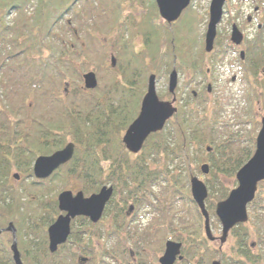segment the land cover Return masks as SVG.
I'll return each mask as SVG.
<instances>
[{
  "label": "trees",
  "instance_id": "trees-1",
  "mask_svg": "<svg viewBox=\"0 0 264 264\" xmlns=\"http://www.w3.org/2000/svg\"><path fill=\"white\" fill-rule=\"evenodd\" d=\"M75 1L0 0V10L3 13L23 9V6L35 2L31 15L21 18L19 22L16 21L17 24L13 26L18 39L14 40V45L11 41L12 50L6 53L0 51V113H4V121L0 123V134L3 136H0V146L7 150L0 152V159L1 162L8 163L5 165L7 170L10 171L14 167L26 171V177H29L36 156L50 154L68 141H73L76 146L72 158L58 167L47 180L64 182L72 179L86 195L98 191L104 184H111L114 191L104 214L109 215L111 208H114V212L108 219V227L102 219L99 221L105 228L98 227V222L91 223L86 217H75L71 221V232L67 241L55 252H50L46 228L59 214L55 195L54 201L37 200V207L32 208L33 210L41 208L46 214L41 215L39 224L34 222V214L32 215L30 210L24 211L21 208L22 202L17 200L14 210L9 215L1 212L0 226L9 222L14 225L17 247L25 264H87L88 261L95 259V256L92 255L90 258L86 256L87 260L82 262L78 258L81 257L79 250L84 252L85 244L95 239L103 243L105 239H115L120 248L125 250L128 248L126 238L131 235L124 209L132 202L134 211L139 209V206L145 203L143 196H148L146 205L150 204L148 193L150 187L165 183V194L170 199L178 197L192 202L189 191L183 195L181 185L182 180L188 182L190 160L202 155L193 157L192 149L207 142L213 144L208 155L204 156L210 161V170L216 178L220 174L234 176L254 151L252 135L245 138L247 142L240 145V150L234 151V144L239 139L232 138L230 134L226 137L221 134L215 118L216 108L212 112L209 108L208 113L206 94L201 86V91L195 96L189 93L187 98L178 100L179 104L172 119L162 130L150 134L138 153L127 152L121 136L137 115L146 89L147 74L156 70V75L159 76L161 71L167 72L168 66L172 63V68L191 71L194 76L199 77L206 72L203 69L205 61L202 58L200 64V61L182 53L180 45L185 38L183 33L191 30L187 27L191 24H186L185 27L182 25L185 12L177 22L175 21L180 25L171 29L174 22L159 21L162 19L158 18L153 0L149 7L151 17L136 22L133 18H131L133 22L128 19L134 13L133 8L128 7L129 12L123 11L125 3L117 2L115 5L111 4L109 10L111 18L104 19V22L117 26L120 32L121 41L115 49L118 62L114 67L111 65L104 67L109 73L107 82L98 81L95 89L86 90L82 86V72L77 68L86 57L84 48L80 44L66 45L61 39L54 41L55 35L52 31V25L72 10ZM115 14L120 16L116 22L110 23ZM131 24L134 25L129 26ZM135 25H138L137 29L134 28ZM9 28L12 27L6 26L2 30ZM124 31L127 32V36ZM136 32L141 37L138 48L134 41ZM260 44H264L263 37ZM44 49L49 52L47 55L45 53L42 55ZM253 50L254 56H257V65L264 66V46L259 45ZM221 52L222 48L216 36L210 64L214 65L221 59ZM249 66V70L254 71V66ZM72 75L74 78H71ZM247 75L248 71L244 75V80L249 83L248 88L252 90L254 86L250 84ZM75 78L79 84H75ZM259 87L264 91V83L259 84ZM91 92H96L97 96H91L93 94ZM262 95L264 96V93ZM258 96L260 95L256 93V101L258 100L264 109V97ZM16 97L18 103H14L15 108L12 109ZM247 99L252 106L254 98L249 96ZM213 100V104L220 103L217 99ZM220 105L222 106V103ZM8 112L16 115L13 120ZM73 132L76 134H72ZM43 183L44 181L35 178L31 180V185L38 189L44 187ZM66 188L71 189L70 186H63V189ZM226 189L214 193L210 190L205 200L210 223L215 228H218V220L214 213V201L225 198L228 194ZM248 208V224L239 223L229 231L233 238L229 253L220 250L222 246L217 250L223 264H263L264 180L259 183ZM194 209L200 216L195 204ZM32 223L35 226L37 224L39 236L25 238L24 232L26 235L32 231ZM189 238L193 248L191 258L184 256L178 264H202L198 258L200 255L208 258L205 264H210L211 259L209 260L206 254L211 250L210 242H205L200 235H191ZM250 238L252 240L249 242ZM11 240L10 232L0 233V251L3 258L11 259L8 245V241ZM254 245L257 249L253 247ZM260 245L263 246L262 249ZM141 246L134 244L137 253L134 264H156L155 260L143 258L144 251ZM96 253L114 258L112 253L102 247L96 250ZM193 257L199 260L195 262ZM213 257L214 255L212 259Z\"/></svg>",
  "mask_w": 264,
  "mask_h": 264
},
{
  "label": "rangeland",
  "instance_id": "rangeland-1",
  "mask_svg": "<svg viewBox=\"0 0 264 264\" xmlns=\"http://www.w3.org/2000/svg\"><path fill=\"white\" fill-rule=\"evenodd\" d=\"M151 1L152 0H76L72 5V10L65 13L59 22L52 25V31L55 35L54 41L61 39L66 45H71L73 43L80 44L85 50L86 57L83 58V63H76L78 64L77 68L81 70L82 73L88 70L94 71L99 83H105L108 81L107 77L109 73L105 71L104 67L107 68L110 66L112 55L115 56L117 64L118 57L115 49L121 41L118 27L115 25H107V23L104 22V19L111 18V16H109L111 15L109 12L111 9L110 7L117 2H120L121 4L125 3L123 11L125 10L126 12H129L130 8L128 7H132L133 9H131L134 13L128 17V19L133 22L131 19L133 18L134 22H136L151 17L149 16L151 14V10L149 9ZM210 1L211 0H191L188 10H184L185 13L183 12L184 16L182 17V25L185 27L186 24H191V26H187L188 29L191 30L183 33L185 34L183 35L185 38H183L184 40H182L180 46H182L183 55L190 56L191 59L193 58L196 61H200L202 58L204 59L205 62L203 64V69L208 71L204 73L206 80L204 77L203 80H205V82L202 86L207 98L206 105L208 113L209 108H211V112L216 108L215 118L217 124L220 126L221 134L223 136L225 135V137L227 134H230L232 138H238L239 140H236L234 144V151H238L240 150V145L247 142V139H245L247 136L252 135L253 138L256 136L260 125V118L261 116H264V109H262L261 103H258V100L256 101L255 98L256 93L257 95L264 97L262 95L264 91L259 87V84L262 85L264 83V66H258L257 57H253V53H255L253 48L258 47L259 45L264 46V44H260V40L262 37L264 38V0H226L224 4V15L217 26L216 36L218 44L221 45L222 49L228 51V44L230 43V27L232 23H235L243 34V40L240 47H242V49L247 47L251 56H244V59H240L238 56L225 53V55H222L221 59H219L214 65L210 64L209 61L211 53H205L204 51V34L209 17L208 11ZM129 2L132 4L130 5ZM23 7V9L10 10L6 13H3V11L1 12L0 10V51L3 53L11 51V41H13L14 45V40L18 39L13 31L14 24H17L21 18H26L31 15V12L35 7V2H31ZM89 13H92L91 16L88 15ZM119 16L120 15L115 14L113 16L114 19L110 23L116 22V19ZM158 18L162 19L159 14ZM248 18L251 19L250 22H248ZM159 21L164 23V20ZM176 22L171 26V29H175L180 25ZM6 26H11L12 28L2 30ZM137 27L138 25L134 26L135 29H137ZM72 29L75 30V33H72ZM124 33L127 36V32L124 31ZM138 34L139 33L136 32V39L134 40L136 42V47L138 40L140 39V34ZM44 53L47 55L49 52L47 49H44L42 55ZM55 53L58 54L56 50ZM176 62L178 64V61ZM236 62L241 64L237 69L234 66L237 64ZM199 63L201 64V61ZM249 64L254 66V71H250L251 69L249 70ZM172 65L173 64L170 63L167 72L163 73V71H161L162 73H159V76H157L156 91L162 99H171V95H169L167 91V79L168 72L171 70ZM177 70L178 85L175 92L176 105L179 104L178 100L180 101V98H187L192 90H201L199 89L200 86L196 87L195 85L196 81L200 80L201 77L194 76L191 71ZM246 71H248L249 81L251 82L250 84L254 86L252 87V90L248 88L249 83L244 80ZM153 72L156 74V70ZM233 73L241 74L239 75V79L231 81L230 78ZM73 75L71 78H74ZM147 79L148 74L146 80ZM208 82L211 83L210 93L205 89ZM75 84H79L77 79L75 80ZM91 93H93L91 96H97L96 92ZM164 94L167 96H164ZM249 96L254 98L252 106H250V101L247 99ZM260 96H258V98H260ZM17 99V97L14 99L13 104L18 103ZM213 99L219 100V102L222 103V106L220 103L213 104ZM29 100L30 99L28 98V101ZM15 104L12 109L15 108ZM3 115L4 113H0V123L2 120L4 121ZM15 116V114H11V120H13ZM171 124L172 122L170 125ZM72 134L75 135L76 133L73 132ZM0 136L2 135L0 134ZM223 136L222 138H224ZM219 138L222 139L221 137ZM208 146L213 147V144L207 142L203 145L196 146V148L191 150L193 157L202 154L200 157L203 159L197 157L190 160V174L204 180L208 192L211 190L214 193L220 189L224 190L225 188H227L226 190L229 192L231 188L236 186L235 176H225L220 174L216 178L213 177L210 169L205 175L200 171V165L202 163H207L208 166L211 167L210 161L204 156L208 155V151L206 150V147ZM1 151L5 152L7 150L5 147L0 146V152ZM1 161L2 160L0 159V214L1 212H4L5 215H9L10 212L14 210L15 204L18 200L22 202L21 208L24 211L30 210L32 215L34 214V222L39 224L38 220L41 219V215L46 216V214L41 208L36 210L32 209L37 207V200L42 199L47 202L53 200V196L55 195L56 197V195L63 189V186H70L73 192H76V190L79 189L78 184L72 179H68L64 182L58 180L49 182L48 180H45L43 183L44 187H39L38 189L36 186L31 185V180L33 178L32 175L26 177V171L14 167L9 171L5 167L8 163L6 161ZM15 173L18 174V178L14 177ZM181 185L183 195H185V192L187 193L189 191V182L186 183L185 180H182ZM148 193L150 204L146 205L148 203V196H143V201H145V203L139 206L136 213L131 214L132 211L130 213L132 220L129 223L128 230L131 236L129 238L125 237L128 239L126 240V247L128 248L123 250L116 243L115 239L112 238H104V243L103 241H97L95 239L93 242L85 244L84 252L79 250L80 255L87 256L88 258L92 255L95 256V259L88 261L87 264H134L135 259L137 258V253L135 252L134 247L135 243H137L139 247L142 244L144 245L141 246V249L144 251L142 252L143 258L155 260L156 264H158L157 258L162 254L167 239L181 241L182 245L184 244L182 246V254L187 258H191V252L193 251L189 236L200 235L202 239L204 238L205 242H208L203 229V220L195 211L194 203L182 200V198L178 199L176 196V199H170V197L165 194V183L150 187ZM216 202L217 201L215 200L214 203L216 204ZM113 212L114 208H111L108 213L109 215L105 216L104 214L101 218L106 227L109 226L108 219L113 216ZM126 220L128 221L129 217H127ZM37 224L35 226V224L32 223V231L28 234L26 233L25 235L24 232L25 238H35L36 236H39L37 235ZM104 224L101 225L98 222L97 226L105 228ZM244 224H248V222ZM7 225L8 224L5 223L0 227H7ZM211 230L213 235L217 237L220 236L221 231L219 223L218 228H215L211 223ZM182 238H184L183 241ZM251 240L252 239L250 238L249 242ZM209 242V248L211 250L206 252L209 256V260L212 259L213 255V258L221 260L219 251H217L219 249V239L217 238L215 241ZM8 243L10 246L11 241H8ZM232 243L233 238L231 232H229L226 241L220 250L223 249V251L229 253ZM185 246H187V248H185ZM100 247L109 253H112L114 258L97 254L96 250ZM253 247L256 248L255 245ZM262 247L263 246L260 245L261 249ZM2 256L3 253L0 251V264H13L12 259L3 258ZM198 258L202 261V264H205V261L208 259L201 255ZM199 259L193 257V261L195 262ZM221 263L223 264L222 260ZM262 263L264 264V258L262 259Z\"/></svg>",
  "mask_w": 264,
  "mask_h": 264
},
{
  "label": "water",
  "instance_id": "water-1",
  "mask_svg": "<svg viewBox=\"0 0 264 264\" xmlns=\"http://www.w3.org/2000/svg\"><path fill=\"white\" fill-rule=\"evenodd\" d=\"M191 0H155L159 15L168 23L175 21L181 12L188 7ZM226 0H211L209 3V17L204 34V49L209 52L213 48L216 36V28L223 15V5ZM243 35L236 24H232L230 40L234 44L242 41ZM241 57L243 52L240 53ZM111 64H115L112 56ZM178 73L172 69L168 76L167 89L173 96L171 100L160 99L156 92L157 79L154 73H150L147 79L145 93L142 96L140 107L135 118L129 123L122 135V143L125 149L131 153H138L146 138L164 128L167 121L173 116L177 108L174 105L176 99L174 93L177 86ZM85 89H94L97 86V78L93 71L82 74ZM75 144L67 142L63 147L50 154L39 155L32 166V175L38 180L48 178L58 167L68 162L74 153ZM209 149V148H207ZM203 174H207V163L200 165ZM18 178V174H14ZM236 187L232 188L228 195L216 202L214 213L220 224L221 234L218 237L220 244L226 241L231 228L244 223L248 219L247 206L253 200L257 185L264 179V117L261 118V126L255 138V149L250 158L236 171ZM190 196L203 217V228L208 240L217 239L210 227L209 213L205 207V199L208 195L207 186L203 180L195 175L189 177ZM113 194L112 185H102L98 191L84 195L82 190L73 192L71 189H63L56 195L57 207L60 213L47 227L48 250L55 252L59 245L66 242L70 234L71 220L77 216H84L92 223H96L102 217L104 208ZM6 230L12 233L13 264H25L19 254L16 243V234L13 224L10 222ZM181 242L167 239L164 250L158 261L160 264H174L176 260L183 258L181 255ZM81 261L86 257L81 256ZM210 264H221L219 259H212Z\"/></svg>",
  "mask_w": 264,
  "mask_h": 264
},
{
  "label": "flooded vegetation",
  "instance_id": "flooded-vegetation-1",
  "mask_svg": "<svg viewBox=\"0 0 264 264\" xmlns=\"http://www.w3.org/2000/svg\"><path fill=\"white\" fill-rule=\"evenodd\" d=\"M250 18H248V22H250ZM74 33H75V31H74ZM230 47H229V50L228 51H225V52H227V53H229V54H231V55H233V56H238L239 58H240V51L241 50H243L244 51V56H249L250 55V52L248 51V49H247V47H244L245 49H242V47H240V45L239 46H234L233 44H228ZM247 54V55H246ZM244 59V58H243ZM237 64L236 65H234L235 67H236V69H237V67H240L241 66V64L239 63V62H236ZM182 71V70H181ZM208 71V70H207ZM239 75H241V74H239V73H237V74H234L233 73V75L231 76V81H235V80H237V79H239ZM208 78V77H207ZM205 80H206V78H205ZM203 80H199V81H196V84L197 85H202L203 84ZM126 209V210H125ZM124 209V213H125V215L127 216V217H129V220H128V226H129V223L131 222V220H132V218H131V214H133V213H136V211H134V205H133V202L132 203H129L127 206H126V208ZM131 211H132V213H131ZM131 213V214H130ZM103 216H104V214H103ZM73 220V219H72ZM71 220V221H72ZM4 231H8V230H6V227H0V233L1 232H4ZM8 232H10V231H8ZM10 234H11V232H10ZM182 260H177L176 262H175V264H178L179 262H181ZM157 262H158V264H160L159 263V261H158V258H157ZM13 263V262H12Z\"/></svg>",
  "mask_w": 264,
  "mask_h": 264
}]
</instances>
